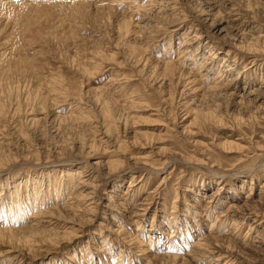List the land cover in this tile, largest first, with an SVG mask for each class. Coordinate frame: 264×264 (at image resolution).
<instances>
[{
    "label": "rangeland",
    "instance_id": "obj_1",
    "mask_svg": "<svg viewBox=\"0 0 264 264\" xmlns=\"http://www.w3.org/2000/svg\"><path fill=\"white\" fill-rule=\"evenodd\" d=\"M263 82L264 0H0V264H264Z\"/></svg>",
    "mask_w": 264,
    "mask_h": 264
},
{
    "label": "bare ground",
    "instance_id": "obj_2",
    "mask_svg": "<svg viewBox=\"0 0 264 264\" xmlns=\"http://www.w3.org/2000/svg\"><path fill=\"white\" fill-rule=\"evenodd\" d=\"M215 8V7H214ZM208 9V8H207ZM219 10V9H218ZM163 11V10H162ZM209 11V10H208ZM220 11V10H219ZM214 12V11H213ZM211 13H212V11H211ZM240 13V12H239ZM243 14V13H242ZM237 15V14H236ZM240 15V14H239ZM213 17V16H212ZM241 17V16H240ZM237 18H239V17H237ZM206 21V20H205ZM194 38V37H193ZM195 39V38H194ZM210 63H212V62H208V63H206V65H210ZM204 67L205 68H207L205 65H204ZM210 70V69H209ZM225 71H227V70H225ZM236 79L237 78H232V79H230L229 80V82H228V84H226V85H223V87L225 88L224 90H227V91H229V90H231L232 89V87L234 86V82L236 81ZM264 83V82H263ZM212 88L213 89H217V88H219L216 84L214 85V86H212ZM264 92V91H263ZM252 93L253 92H249L248 93V96H250V95H252ZM263 95V94H262ZM256 97V96H255ZM263 97H264V95H263ZM257 100V99H256ZM262 101V100H261ZM85 184H87V183H85ZM82 185H84V184H82ZM81 186V185H80ZM87 186V185H86ZM83 187V186H82ZM264 188V187H263ZM88 193V192H87ZM152 192H150V194H151ZM213 193V192H212ZM216 194H217V191H215L213 194H208V195H203L202 196V198H201V200H203V203H205L206 205H209V204H212V202H213V199L216 197ZM218 195V194H217ZM81 196V195H80ZM79 196V197H80ZM91 196V195H90ZM71 197H73V196H71ZM82 197V196H81ZM73 199V198H72ZM77 199V198H76ZM75 199V200H76ZM83 200H85V199H83ZM149 200V199H148ZM202 202V201H201ZM145 203V202H144ZM139 209V208H138ZM236 209V208H235ZM140 211H141V209H139ZM233 210V209H232ZM231 210V211H232ZM143 211L145 212L146 211V208H143ZM227 213V212H226ZM222 214V213H221ZM134 217H135V219L136 220H138V217H140L141 216V213L140 214H136V215H133ZM223 216V215H222ZM254 216V215H253ZM142 218V217H141ZM46 222V221H45ZM50 222V221H49ZM251 229H253L252 227L249 229V231L245 234V237L244 238H246V237H250V235H252V233L253 232H251ZM136 231H138V230H136ZM1 232H5V231H1ZM7 233H8V231H6ZM14 232V231H13ZM15 233V232H14ZM250 233V234H249ZM10 234H12V233H10ZM5 236V235H4ZM13 238V237H12ZM251 238V237H250ZM3 239V238H2ZM14 239V238H13ZM198 240H200V239H198ZM200 241H202V240H200ZM5 242V241H4ZM4 242H3V244H4ZM11 242V241H10ZM205 242V241H204ZM209 242V241H208ZM2 243V242H1ZM7 243V242H6ZM6 243H5V245H6ZM7 244H9V243H7ZM21 244V243H20ZM210 244V243H209ZM216 246V245H215ZM205 247H207V246H205ZM3 248V247H2ZM139 248V247H138ZM202 248V247H201ZM14 249V248H13ZM16 251V250H15ZM198 251H199V249H198ZM205 251V250H204ZM211 251H212V249H211ZM4 252V251H3ZM20 252V251H19ZM139 252H141V253H143L144 252V249H141L140 248V251ZM203 252V251H202ZM5 253V252H4ZM193 253V252H192ZM215 253V252H214ZM194 254V253H193ZM205 254H207V253H205ZM210 254V253H209ZM5 255H7L9 258H10V262H12V263H14V264H16L15 263V261H17V258H15V257H13L11 254H10V252H6L5 253ZM194 255H197V253L196 254H194ZM215 255V254H214ZM15 256V255H14ZM203 256V255H202ZM201 256V257H202ZM218 256V255H217ZM207 257V256H206ZM219 258H221V257H219ZM169 259H172V258H169ZM214 259H216V260H214V264H220L222 261L220 260V259H218V258H214ZM199 260V259H198Z\"/></svg>",
    "mask_w": 264,
    "mask_h": 264
}]
</instances>
